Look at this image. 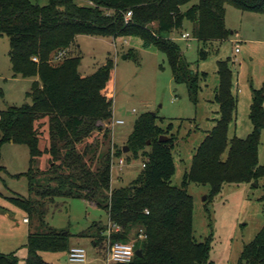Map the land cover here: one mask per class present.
Returning a JSON list of instances; mask_svg holds the SVG:
<instances>
[{
    "label": "trees",
    "instance_id": "obj_1",
    "mask_svg": "<svg viewBox=\"0 0 264 264\" xmlns=\"http://www.w3.org/2000/svg\"><path fill=\"white\" fill-rule=\"evenodd\" d=\"M0 0V35L10 40V58L15 77L36 78L27 92L28 102L0 110V150L13 141L30 149L28 172L17 174L29 179L35 199L12 197L18 206L41 219L46 214L42 199L85 198L108 211L112 225L110 240L128 242L131 233L143 238L128 263L118 264H214L210 259L212 236L203 241L194 237V199L187 187L191 183L210 186L209 197L218 195L225 183L257 182L264 177L259 163L261 134L264 130V86L252 88L250 119L254 129L247 137H228L237 113L238 99L233 92L231 58L218 60V86L214 101L219 104L215 125L193 155L181 186L172 183L176 173L173 124L163 127L153 112L140 115L125 145L102 155L94 170L87 159V148L78 144L95 130L99 122L113 118V78L115 62L108 58L93 74L79 72L82 58L66 56L51 64L56 51L68 49L78 35L128 38L140 37L146 47L166 54L174 80L185 83L194 103H198L201 81L208 73L193 70L181 45L169 36L185 21L193 24L192 36L198 39L200 59L206 60L214 41L230 38L226 27V5L264 14V0ZM131 17L127 18V12ZM37 57L38 60H34ZM29 102H33L31 105ZM48 121L49 143L40 131L41 120ZM109 131V130H108ZM166 135V140L161 136ZM128 146L137 157L144 154L142 171L129 185L112 187V166ZM149 147L150 150H147ZM128 151V152H129ZM49 157V167L40 168V159ZM1 158V153H0ZM6 168L0 165V173ZM49 175V183L34 188L38 176ZM149 211V212H147ZM30 221L31 218H28ZM44 221V220H43ZM45 225V224H44ZM96 225L91 237L97 245L107 226ZM142 230V232H141ZM74 234L66 229L48 228L29 232L25 264H53L42 252H69ZM100 238V239H99ZM17 252L0 250V264H18ZM237 264H264V225L252 241L243 247Z\"/></svg>",
    "mask_w": 264,
    "mask_h": 264
},
{
    "label": "rangeland",
    "instance_id": "obj_2",
    "mask_svg": "<svg viewBox=\"0 0 264 264\" xmlns=\"http://www.w3.org/2000/svg\"><path fill=\"white\" fill-rule=\"evenodd\" d=\"M40 2L45 3V0ZM79 2L85 3L81 0ZM226 24L233 33L229 39L218 41L217 46L204 47L208 52L206 60L200 59L199 48H203V44L198 39L191 35L187 41L182 37L178 41L192 69L201 68L209 72L208 85H205V80L200 82L204 91L200 92L197 104L192 101L187 84L174 80L166 54L153 46L146 47L138 36L114 39L78 35L70 48L63 49L66 51L64 57L78 55L82 58L79 72L83 76L93 74L108 58L115 62L113 78L109 84L114 96L112 120L121 119L124 123L112 125V120L99 122L102 129L93 131L78 144L80 150L87 148V159L92 169L99 166L102 155L108 150L113 152L126 144L140 115L153 112L158 116L159 125L168 127L173 124L176 136V173L172 183L181 186L193 155L219 117V107L215 103L211 105L208 100L215 87L214 82L217 81V62L228 57L231 58L235 78L249 81L250 85V104L240 101L236 113L238 121L235 120L231 126L230 137H247L253 131L250 119L252 88L264 86V15L243 12L229 6ZM191 27L192 23L185 21L182 30ZM237 40H240V53L235 51ZM9 52V37L0 35V110L28 102L29 84L21 79L23 77L16 79L14 76ZM58 53L56 51L51 56V64L56 65L62 61L54 59ZM39 126L48 144V121L41 120ZM147 150H150L149 147ZM260 151L259 163L264 165V130ZM0 153V165L6 168V172L0 173V250L5 253L17 252L18 264H25L30 231L66 229L74 234L70 239L71 245H80L86 249L87 264H104L111 243L109 231L96 246L93 238L82 237L80 234L83 231L94 232L95 224L111 229L108 211L98 206L96 200L56 197L42 199L47 209L42 219L36 214L31 216L26 209L11 200L12 197L36 198L30 192L28 177H16L17 174L28 172L30 149L26 144L7 142L1 147ZM121 158L125 161L123 165L120 164ZM48 160V156L42 157L40 168L47 169ZM143 160L142 151H139L137 157L132 151L116 157L112 166V187L127 186L133 182L142 171ZM47 183L49 175L42 174L38 176L34 188ZM187 190L194 199V237L203 241L212 236L210 259L214 264H237L243 247L254 239L264 225V177L257 182L225 183L221 192L213 198L209 197V185L191 183ZM25 217L31 218L30 223L24 222ZM140 239L133 232L129 241L136 244ZM41 254L50 263L68 264L66 251H45Z\"/></svg>",
    "mask_w": 264,
    "mask_h": 264
},
{
    "label": "built area",
    "instance_id": "obj_3",
    "mask_svg": "<svg viewBox=\"0 0 264 264\" xmlns=\"http://www.w3.org/2000/svg\"><path fill=\"white\" fill-rule=\"evenodd\" d=\"M132 12H127V18L131 17ZM182 37L184 39H188L191 37V34L189 32L183 33ZM236 52L240 51V46L236 45L235 48ZM64 50L59 51L58 55L54 58L55 60L63 59L65 56ZM34 60H38L37 57H34ZM124 123V120L118 119V120H112V125L114 124H122ZM124 159H120V164H124ZM114 163V162H113ZM144 165V164H143ZM145 166V165H144ZM149 212V211H147ZM28 220V219H25ZM111 229L119 230V226L112 225ZM109 229V233L111 231ZM142 232V230H141ZM141 238H143V232L139 235ZM136 255V245L135 242L128 241H114L109 244V251L107 254V257L105 259L104 264H118V263H128L131 262ZM67 262L68 264H87V251L83 246L76 245L72 246L70 251L67 253Z\"/></svg>",
    "mask_w": 264,
    "mask_h": 264
},
{
    "label": "crops",
    "instance_id": "obj_4",
    "mask_svg": "<svg viewBox=\"0 0 264 264\" xmlns=\"http://www.w3.org/2000/svg\"><path fill=\"white\" fill-rule=\"evenodd\" d=\"M229 6H231V5H226V18H227V14H228V7ZM240 11H242V10H240ZM243 12H246V11H243ZM252 13H254V12H252ZM255 14H260V13H255ZM260 15H264V14H260ZM225 22H226V19H225ZM184 24H185V22H184ZM192 26H193V24H192ZM226 27H227V24H226ZM229 29V28H228ZM182 29H180V30H175L174 32H172L171 34H170V38L171 39H173V40H176V41H179L180 40V37H182V35H183V33H186V32H189L191 35H192V27H191V29H188V28H186V30L184 29V30H182ZM232 33H233V31H232ZM237 34V36H239V33L237 32L236 33ZM183 38V37H182ZM181 38V39H182ZM126 39V38H125ZM188 39H190V38H188ZM188 39H183V40H185V41H187ZM245 39L246 40H248L249 41V39L247 38V37H245ZM199 41V40H198ZM239 41L240 40H237L236 42H237V45L239 44ZM200 42V41H199ZM218 43V41H214V42H212L211 43V45L214 47L216 44ZM200 44H201V42H200ZM217 46V45H216ZM242 49H241V47H240V51L238 52V53H240V52H242L241 51ZM191 68H192V66H191ZM193 70H195V69H193ZM196 71V70H195ZM198 71H202L201 70V68H198ZM203 71H205V70H203ZM205 72H207V71H205ZM215 72H217V70L215 71ZM208 73V77H207V79L204 81V83H205V85H208V79H209V72H207ZM16 79H18V77H16ZM21 79H23L24 81H26L28 84H29V87H31V84H32V82L34 81V80H37L38 79V77H36V78H21ZM217 83H219V77H218V75H217V81H215L214 82V84H215V87H214V89H212V92H211V97H210V99L208 100L209 102H210V104L211 105H213L214 103L219 107V104L218 103H216L215 101H214V95H215V89H216V87L218 86V84ZM249 84V81L248 82H243L242 80H240V78L239 77H236L235 78V73L233 72V92H234V94L236 95V97H237V99H238V103H237V110H238V108H239V103H240V101L241 100H244V101H246V102H248V104H250V85H248ZM201 91H204L203 90V86H202V90ZM216 106V107H217ZM216 107H213L212 106V108H216ZM215 111H217V110H215ZM219 111V110H218ZM235 120L236 121H238V117L236 116L235 117V119H234V121H232V123L230 124V128H229V133H228V137H229V139L231 140L233 137H230V129H231V126L233 125V123L235 122ZM238 123V122H237ZM236 123V125L238 126V124ZM208 132V131H207ZM250 133V132H249ZM248 133V134H249ZM237 136V135H236ZM239 137H242V136H244V135H238ZM245 137V136H244ZM243 137V138H244ZM260 155H261V151H260ZM260 159V158H259ZM25 219H28V217H25L24 218V222H26V223H30V221L29 220H25ZM111 222L109 221V223L108 224H110ZM94 245L96 246L97 244L96 243H94ZM72 246H75V245H72Z\"/></svg>",
    "mask_w": 264,
    "mask_h": 264
},
{
    "label": "water",
    "instance_id": "obj_5",
    "mask_svg": "<svg viewBox=\"0 0 264 264\" xmlns=\"http://www.w3.org/2000/svg\"><path fill=\"white\" fill-rule=\"evenodd\" d=\"M31 105L33 104V102H29ZM168 138V136H166V135H162L161 136V140H166ZM11 142H13V141H11ZM129 151V147L128 146H125L124 147V152H128ZM136 255L137 256H139V257H141L142 256V250L141 249H137L136 250Z\"/></svg>",
    "mask_w": 264,
    "mask_h": 264
}]
</instances>
